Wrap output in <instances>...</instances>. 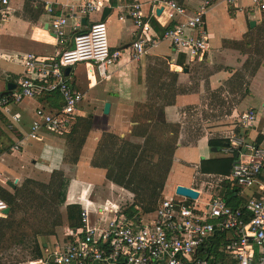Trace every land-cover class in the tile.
<instances>
[{
    "label": "crops",
    "instance_id": "1",
    "mask_svg": "<svg viewBox=\"0 0 264 264\" xmlns=\"http://www.w3.org/2000/svg\"><path fill=\"white\" fill-rule=\"evenodd\" d=\"M97 1L101 4L98 10L81 16V0H12L11 18L0 22V97L14 91L19 82L28 77L23 57L33 53L42 59H58L65 50L73 48L77 34L88 32L98 21L107 24L112 51L122 52L119 62L110 68L108 78L89 76L90 63H80L64 70L71 88L84 94L77 117L86 119L92 116L91 129L79 154L77 146L85 136L82 129L70 140L69 135L63 137L47 131L41 133L39 141L27 139L37 108H45L50 113L61 110L64 99L59 92L41 93L35 99L12 105L9 113L0 111V187L16 196L14 217L25 221L32 230L42 231L37 238L41 246L40 260L60 251L66 244V238L72 232L68 223V206L83 204L90 197L92 201V195L88 198L89 188L110 183L106 179V170L94 166L104 134H115L134 143L142 142L132 136L136 125L132 117L135 106L147 102V81L150 72L158 69L154 61H164L173 71L179 66V58L184 56L185 65L179 67L188 70L186 73L173 71L179 75L186 94L178 95L176 103L165 111L168 124L179 125L180 129L179 147L164 197L173 198L177 186L182 185L199 191L200 196L205 193L207 205L214 194L180 184L178 167H181L180 172L195 167L196 174H199L202 160L224 156L209 146V139L227 138L232 132L240 131L239 117L248 111L257 114V121L245 134L250 141L264 148V13L254 9L250 0H240L237 5L212 0L204 16L210 51L204 61L194 63H190L185 54L176 53L166 40L141 58L133 59L132 45L138 40L140 31L129 12L134 5L141 4L151 26L150 35L161 38L170 23L163 14V4H157L158 0ZM174 1L185 7L188 16H193L206 0ZM155 7H161L159 15L157 11L160 9L155 11ZM61 17L68 19L67 36L63 42L51 29V23ZM251 22H255V26H251ZM84 103L92 106V111H85ZM107 103L111 105L109 114L104 113ZM201 106L214 108L213 116L210 115L213 118L205 119L203 126L193 133L195 139L181 142L187 124L186 109L198 110ZM12 116H18L21 121L10 131L8 124ZM18 144L20 148L16 150ZM208 152L214 155H207ZM77 158L74 163L73 159ZM59 172L68 180L64 205H59V197L50 193L55 173ZM215 178L223 190V179ZM171 180L177 184L169 195ZM254 192L242 190V195L250 197ZM199 200L200 197L197 205H200ZM11 213L10 208L7 217ZM65 226L68 230H64ZM38 261L32 255L29 264Z\"/></svg>",
    "mask_w": 264,
    "mask_h": 264
},
{
    "label": "built area",
    "instance_id": "2",
    "mask_svg": "<svg viewBox=\"0 0 264 264\" xmlns=\"http://www.w3.org/2000/svg\"><path fill=\"white\" fill-rule=\"evenodd\" d=\"M11 1L0 0V22L11 18ZM224 1L237 5L240 0ZM157 2L163 4V14L170 23L161 38L150 35L151 26L141 4L134 5L129 12L140 31L132 45L133 59L141 58L166 40L176 53L185 54L190 63L204 61L210 51L204 16L212 0H206L193 16H188L185 7L174 0ZM250 2L254 9L264 13V0ZM100 6L97 0H81L79 15L86 16ZM157 8L161 7L154 10ZM183 17L186 19L182 20ZM67 27L66 17L51 23L60 42L67 36ZM121 56V51L111 49L106 22L98 21L88 32L77 34L73 48L65 50L58 59H42L33 53L23 57L28 77L14 91L0 97V111L9 113L12 105L35 99L41 93L59 92L64 99L61 110L50 113L45 108H37L27 139L39 141L43 131L59 136L69 134L84 94L71 88L64 70L90 63L89 76L108 78L110 68ZM20 121L18 116H12L8 129L13 131ZM256 121L254 111L242 114L241 131L232 132L227 137L228 147L221 151L224 156L236 157L230 179L243 191L255 190L246 205L251 214L249 221L246 222L245 212L228 207L214 195L202 208L197 201L187 204L189 199L175 194L173 198H165L155 213L142 218L125 217L123 210L116 206L94 208L95 203L87 199L82 204L80 232L73 233L60 251L30 264H212L200 254L217 233L226 230L235 235L226 247L232 262L217 260L216 264H264V148L245 134ZM19 148L16 145L15 149ZM7 208L0 199V214Z\"/></svg>",
    "mask_w": 264,
    "mask_h": 264
},
{
    "label": "trees",
    "instance_id": "3",
    "mask_svg": "<svg viewBox=\"0 0 264 264\" xmlns=\"http://www.w3.org/2000/svg\"><path fill=\"white\" fill-rule=\"evenodd\" d=\"M177 64L179 66L185 65L184 56L179 58ZM165 75L171 80L170 87L175 88L179 75L171 71L169 65H167ZM160 88L162 89V85ZM180 94L181 92L172 97L171 101L161 105L146 102L135 106L132 120L136 125L133 126L132 136L139 138L142 141L141 143L130 142L115 134L106 133L98 146L94 166L106 170L108 181L135 194L136 203L122 212L125 217L142 218L143 214L155 212L159 204L165 199L163 191L173 165L176 150L179 147L178 134L180 129L179 125L168 124L165 111L167 107L176 103V98ZM91 126L92 116L86 119L76 116L73 129L67 136L70 140V138H74L75 134H78L79 129L84 131L85 136L80 139L77 146L78 154L84 145L86 134ZM240 131L238 130V132ZM208 143L212 149L221 153L224 148L228 147L229 140L222 137H213L209 139ZM256 144L259 145V143ZM73 161L77 163L78 158L73 159ZM235 163L236 157L215 156L202 160L198 173L205 177L222 178L221 186L224 190L221 194L222 201L234 210L239 209L241 212H245L247 222L251 218V214L246 209L249 196L242 195L241 188L230 179ZM55 176L56 179L50 193L59 197V205H64L66 203L68 180L62 172L55 173ZM0 199L12 209V213L7 218H0V248H5L6 244L10 242L13 247L18 245L24 249H30L33 258L40 260L42 258L41 246L37 242V238L42 231L32 230L25 221L14 217L15 195L0 187ZM186 203L191 204L193 202L188 200ZM82 210L83 207L80 203L68 206V223L72 232L66 238L67 240L72 239L73 233L80 232ZM234 237V233L227 230L217 233L207 244L206 252L202 250L200 256L208 259L212 264H216L217 260L231 263L232 260L226 253V247ZM27 242L30 243L27 244Z\"/></svg>",
    "mask_w": 264,
    "mask_h": 264
},
{
    "label": "rangeland",
    "instance_id": "4",
    "mask_svg": "<svg viewBox=\"0 0 264 264\" xmlns=\"http://www.w3.org/2000/svg\"><path fill=\"white\" fill-rule=\"evenodd\" d=\"M156 64L155 71L150 72V78L147 81L148 85V99L147 102H153L158 104H164L167 101H171L172 97L176 96L179 92L184 95L186 94L184 85L180 84L175 88L170 87V78L165 75L167 70V64L164 61H154ZM165 71V72H164ZM162 85V89L160 86ZM183 91V92H182ZM85 111H92V106L84 103ZM214 108H203L202 106L198 108V110L194 109H186L185 119L187 120V124L185 126V136L181 142L184 140H193L195 136L193 133H196L198 129H200L206 118H213ZM192 134V136H191ZM68 134L64 135L65 137ZM63 136V137H64ZM184 139V140H183ZM214 155V153L208 152L207 155ZM173 167V166H172ZM180 168L178 167V176L181 179L180 184L191 185L194 187H199L206 193H213L214 196H219L222 194L223 190L219 187V180L215 177H205L200 174H196V168L190 167L180 172ZM172 169L169 173L166 183L170 179L172 175ZM174 184H177L171 180L169 189L171 190L169 195H171ZM166 186V185H165ZM88 198L92 195V202L95 203L96 206L100 207H109L116 206L121 210L128 209L135 202V194L131 191L121 189L118 185H113L110 183H102L96 187L89 188L88 190ZM164 195V191H163ZM165 196V195H164ZM174 196V195H173ZM171 197V196H170ZM166 198V197H165ZM91 199V197H90ZM206 196L205 193L202 192L200 196V200L198 201L199 206L204 208L206 206ZM116 208V209H117ZM143 212V210H141ZM144 213V212H143ZM155 212H151L145 214L144 216H149ZM39 219V218H37ZM22 220V219H20ZM26 224V223H25ZM68 230V227H64V230ZM62 230V232H64ZM66 233V232H65ZM64 233V234H65ZM29 249H24L22 246H11L10 242H8L5 248H0V264H29L32 254H30Z\"/></svg>",
    "mask_w": 264,
    "mask_h": 264
},
{
    "label": "water",
    "instance_id": "5",
    "mask_svg": "<svg viewBox=\"0 0 264 264\" xmlns=\"http://www.w3.org/2000/svg\"><path fill=\"white\" fill-rule=\"evenodd\" d=\"M161 11H162V9L158 10L157 14L159 15L161 13ZM251 26H255V22H251ZM175 68H176V70H173V71H176V72L186 73L188 71L187 68H182L179 66H175ZM110 107H111V105L109 103H107L105 105V109H104L105 114H109ZM9 185L13 186L11 183ZM175 194L179 197L186 198V199H189L191 201H197L198 198L200 197L199 191H197L193 188L182 186V185L177 186V188L175 189ZM9 212H10V208L8 207L4 213L0 214V218H6L7 215L9 214Z\"/></svg>",
    "mask_w": 264,
    "mask_h": 264
}]
</instances>
